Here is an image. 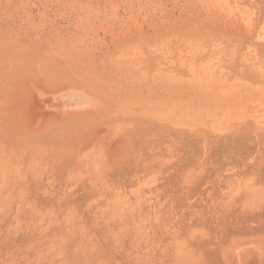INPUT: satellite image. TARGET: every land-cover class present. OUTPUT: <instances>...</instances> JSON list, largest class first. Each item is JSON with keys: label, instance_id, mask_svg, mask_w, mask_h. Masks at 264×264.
Here are the masks:
<instances>
[{"label": "rangeland", "instance_id": "rangeland-1", "mask_svg": "<svg viewBox=\"0 0 264 264\" xmlns=\"http://www.w3.org/2000/svg\"><path fill=\"white\" fill-rule=\"evenodd\" d=\"M263 65L264 0H0V264H144L160 244L163 264L185 252L256 178L242 163L264 147L251 145L264 108L247 134L207 119L221 80ZM68 86L97 97L93 114L57 105ZM202 131L210 147L196 164ZM147 223L162 243L140 240Z\"/></svg>", "mask_w": 264, "mask_h": 264}, {"label": "bare ground", "instance_id": "bare-ground-1", "mask_svg": "<svg viewBox=\"0 0 264 264\" xmlns=\"http://www.w3.org/2000/svg\"><path fill=\"white\" fill-rule=\"evenodd\" d=\"M194 70H193V73H194ZM196 76H193V77H196ZM220 82L225 83L224 84L225 87L223 89L224 91L223 92L217 91L220 94L217 102L216 101L209 102L208 108L210 111H212L211 114L214 115L213 116L214 118H209L207 120L214 123V124L219 125L222 128L223 127L224 128L225 127L226 128L231 127L230 130H233L235 128L236 130L240 129V132H241L243 129L242 132H244V129H247V128L250 129V127H252L254 124L253 119L250 117L251 112L255 108H264V68L261 69L259 75L255 74V75L247 76L245 74H242L240 76L235 77V80L233 82H229V78H227V77L225 79L221 80ZM245 94L247 96L250 95L248 100H245V99H247L246 96H244L245 98L239 97V96H243ZM254 96L256 97V99H253ZM58 97H59V101L61 104L60 106L62 107L63 111L69 112V113L77 112L78 114H85V113L89 112L90 109H92L94 106H96L98 104L97 97H95L91 92L85 90L84 88L76 87V86H68V87L63 88L58 93ZM71 109H75V110H71ZM262 110H264V109H262ZM87 114H89V113H87ZM90 114H93V113L90 112ZM180 115H181L180 117L185 118L184 113L180 114ZM203 118H205V117H203ZM189 120H190V118H189ZM254 125H255L254 127H257V124H254ZM261 126H263V125H261ZM1 127H0V129H1ZM174 128L177 129L178 127L176 128V126H175ZM196 130H201V129H195L194 131H196ZM206 130H207V128H206ZM1 131H3V127H2ZM204 132L202 131L203 135L201 133H199L200 134L199 137L202 135V138L200 137L202 140H200V139L199 140H200V142H203V144H201L202 149L200 147L201 154L199 155V157L196 156L198 159L196 161V164L200 163V161L202 159H205L207 152L209 150L208 148L210 147V143H209L210 137H209V135H207L209 133H206V132L204 133ZM244 133L247 134V132H244ZM176 134H177V132H176ZM261 134H263V133H261ZM263 135H259L258 133L255 134V136L257 137L255 139V140H257V144L254 143V142H256L254 140H253L254 142L253 141L252 142L255 144V146L251 142L252 143L251 145L254 148L256 147V145L260 146L262 143H264V142H262L264 140ZM195 136H197V133ZM238 136L243 137L241 135H238ZM240 137H237L236 140L240 139L242 141H245L244 138L241 139ZM235 138H236V136L231 134L229 136L228 140L234 142V141H236ZM215 140H218V139H214V141ZM211 142H213V141H211ZM241 143H243V142H241ZM249 143H250V141H249ZM232 145H234V143ZM253 147H252V149H253ZM262 148H264L263 144H262ZM262 148H261V146L259 148L257 147L255 152L251 153V156L249 158L250 159L249 162H243L242 161L243 166L248 167L250 169V172H248V173H250L251 175H253V177H256V178L253 180L249 176V178L252 180L247 183L246 181H248L249 179L246 180L248 178V174L246 173V176H247L246 179H242L244 183L246 182V184H244L245 186L243 185L242 182L240 183V185H238L237 179H236L237 181L233 180V181L237 182V185L239 187H242V185H243V189H241V188L236 189V190L234 189V192L231 191V195H230L233 198V197H236L237 195L239 196L242 194V196H243V202L241 205L242 207L238 208L239 210L234 209V207H233V208L227 210L226 212H222V211L218 210L217 212H214V213L213 212L208 213L207 218H209V221H212V231H209V230H211V228H210L208 230L209 232H206V234L208 233L207 236H206V234L200 235L201 239L199 238V236H195L197 238L193 237L195 240L193 239V241H190L191 245L188 248H186L185 252H182L181 249L177 250L179 245H180V247L183 245L182 243L176 244V242H174L175 243L174 246L175 245L178 246V247H175L177 252L180 250L179 254L171 253L170 254V256H171L170 262L169 263L164 262L163 264H264V183L262 182L263 179L259 180L260 178L264 177L263 176L264 172H262L264 170L263 166H262L263 162L261 161V157H262L261 152L264 149H262ZM260 149H262V150H260ZM232 150H233V148H232ZM232 157H234V156H232ZM203 162H204V160L202 161V163ZM231 162H234V161L232 160ZM247 163H249V164H247ZM214 164H216V163H214ZM233 165H234V163H232V166ZM235 166H237V165H235ZM235 166H233V167H235ZM232 170H233V168H232ZM238 170H239V168H238ZM241 170H242V168H241ZM243 172L245 173V171H243ZM234 173H236V172H234ZM242 175H243V173H242ZM257 175H260L259 179L257 178L258 177ZM230 177L235 178V176L233 177V175ZM237 185H235L234 187L239 188ZM231 189H233V187ZM230 206H233V205H230ZM148 224L150 225V223H147V227H146L147 230L144 228L146 226V224H144V227L142 229V231L145 229L144 233L142 231H140V232H142L141 235H140V232L138 233L140 235V240H142V241L146 240L148 245L150 243H152V242H148V239H149V241H153V243L149 245L150 247H151V245L153 247V244L155 246L156 243L157 244L162 243L161 240H160V242L158 241L159 237H158V240L156 238L157 236H160V230H158V229L161 227V225H159L160 226L159 227L157 225L158 223L157 224L155 223V225L158 227L157 228L158 232H156L154 227H152V230L155 231V233L151 234V233H149V231H152V230H149ZM153 224L150 226H153ZM139 228L140 227H138V229ZM150 229H151V227H150ZM145 232L148 234V236L150 234H151V236H153L154 234H155V236L157 235L156 237H154V238H156V240H155L156 243L154 241V238L153 237L150 238V236H149V238H147L148 236H144V237H146V239L144 238V240H143L141 237L143 234L147 235ZM133 233H135V232H133ZM167 235H164V236H167ZM203 235H205V236H203ZM135 238H137V237L134 236V241H135ZM161 238H162V233H161L160 239ZM168 238H169V236H168ZM190 238H192V237H190ZM138 241L139 240H136V243H140V241L139 242ZM146 241H144V242H146ZM182 242H183V240H182ZM172 243H173V241H171L170 244H172ZM161 245L162 244H160L159 247H158V245H156L155 247L152 248V251H151V248L148 249V247L146 245L145 251L148 249L150 251L147 250V252H151V253H150V256H148V257L146 255L147 253H144L146 256H144V255L143 256L147 257L146 258L147 260H148V258H150L151 264H162L161 260L164 259L166 252L163 250L164 247L162 248ZM143 246H145V245H143ZM183 249H185V246L183 247ZM142 252H144V251L142 250ZM138 254L139 253H137L138 261L141 259V261L145 262L146 260L143 259L144 257L141 255H138ZM135 259H136V257H135ZM159 260H160V262H159ZM128 261H129V259H128ZM148 261H146L145 263H148ZM152 261L154 263H152ZM150 263H148V264H150ZM60 264H61V262H60ZM130 264H133V263H130ZM140 264H142V263H140Z\"/></svg>", "mask_w": 264, "mask_h": 264}, {"label": "crops", "instance_id": "crops-1", "mask_svg": "<svg viewBox=\"0 0 264 264\" xmlns=\"http://www.w3.org/2000/svg\"><path fill=\"white\" fill-rule=\"evenodd\" d=\"M56 102H57V105H58V106L61 105V104H60V101H59V97L57 98V101H56ZM71 110H75V109H71Z\"/></svg>", "mask_w": 264, "mask_h": 264}]
</instances>
